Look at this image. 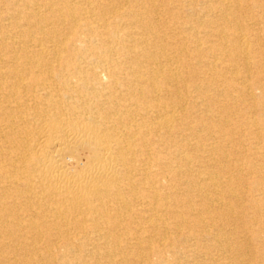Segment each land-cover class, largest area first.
<instances>
[{
    "label": "bare ground",
    "instance_id": "bare-ground-1",
    "mask_svg": "<svg viewBox=\"0 0 264 264\" xmlns=\"http://www.w3.org/2000/svg\"><path fill=\"white\" fill-rule=\"evenodd\" d=\"M0 264H264V0H0Z\"/></svg>",
    "mask_w": 264,
    "mask_h": 264
},
{
    "label": "rangeland",
    "instance_id": "rangeland-1",
    "mask_svg": "<svg viewBox=\"0 0 264 264\" xmlns=\"http://www.w3.org/2000/svg\"><path fill=\"white\" fill-rule=\"evenodd\" d=\"M258 116V115H257Z\"/></svg>",
    "mask_w": 264,
    "mask_h": 264
}]
</instances>
